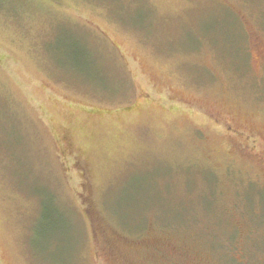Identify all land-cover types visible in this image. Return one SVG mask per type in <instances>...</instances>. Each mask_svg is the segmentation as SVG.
Wrapping results in <instances>:
<instances>
[{
	"label": "rangeland",
	"instance_id": "374dc122",
	"mask_svg": "<svg viewBox=\"0 0 264 264\" xmlns=\"http://www.w3.org/2000/svg\"><path fill=\"white\" fill-rule=\"evenodd\" d=\"M0 264H264V0H0Z\"/></svg>",
	"mask_w": 264,
	"mask_h": 264
}]
</instances>
